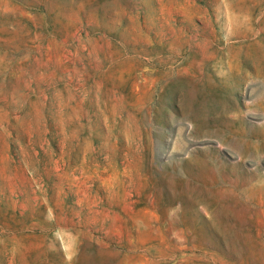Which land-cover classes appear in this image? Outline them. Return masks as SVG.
<instances>
[{"label": "rangeland", "instance_id": "374dc122", "mask_svg": "<svg viewBox=\"0 0 264 264\" xmlns=\"http://www.w3.org/2000/svg\"><path fill=\"white\" fill-rule=\"evenodd\" d=\"M163 2L0 0V264H264V0Z\"/></svg>", "mask_w": 264, "mask_h": 264}, {"label": "bare ground", "instance_id": "6f19581e", "mask_svg": "<svg viewBox=\"0 0 264 264\" xmlns=\"http://www.w3.org/2000/svg\"><path fill=\"white\" fill-rule=\"evenodd\" d=\"M110 1H111V0H110ZM114 1H115V0H114ZM153 1L155 2V9H154V10L156 11L157 14H159V15L162 16L163 14H165V15L168 14V15H169V13H171V12H170V11H171V10H170L171 7H170V8H169V7H166L165 4H164V2H163V0H153ZM108 2H109V1H108ZM177 2H178V1H177ZM189 2H190V1H189ZM189 2H188V4H189ZM180 3H181V2H180ZM112 4H113V3H112ZM114 4H115V3H114ZM191 4H192V3H191ZM191 4H190V5H191ZM204 4H205V3H204ZM242 4H243V3H242ZM117 5H118V4H117ZM247 5H248V3H247ZM112 6H113V5H112ZM114 6H115V5H114ZM182 6H183V5H182ZM251 6H252V5H251ZM94 7H96V6L94 5ZM94 7H93V8H94ZM206 7H207V6H206ZM115 8H116V7H115ZM171 9H172V8H171ZM195 9H196V8H195ZM176 10H177V9H176ZM125 12H126V11H125ZM172 12H174V11H172ZM181 12H182V11H181ZM181 12H179V13H181ZM183 12H184V11H183ZM131 14H132V13H131ZM131 14H130V15H131ZM146 14H147V13H146ZM149 14H150V13H149ZM176 14H177V13H176ZM181 14H182V13H181ZM139 15H140V14H139ZM261 15H262V14H261ZM126 16H127V15H126ZM135 16H136V15H135ZM131 17H132V16H131ZM138 17H139V16H138ZM150 17H151V16H150ZM134 18H135V17H134ZM132 19H133V18H132ZM139 19H140V18H139ZM175 19H176V18H175ZM153 20H154V19H153ZM187 20H188V19H187ZM136 21H137V20H136ZM136 21H135V23H138V22H136ZM198 21H199V19H198ZM214 21H215V20H214ZM124 22H125V21H124ZM162 22H163V21H162ZM199 22H200V21H199ZM121 23H122V22H121ZM121 23H120V24H121ZM174 23H175V22H174ZM214 23H215V22H214ZM153 24H154V23H153ZM159 24H160V23H159ZM167 24H168V23H167ZM135 25L138 26V24H135ZM168 25H169V24H168ZM242 25H243V24H242ZM181 26H182V25H181ZM134 27H135V26H134ZM160 27H161V26H160ZM178 27H180V26H178ZM212 27H213V25H212ZM214 27H215V26H214ZM121 28H122V27H121ZM161 28H162V27H161ZM240 28H241V26H240ZM116 29H117V27H116ZM116 29H115V30H116ZM136 29H137V28H136ZM136 29L133 28L134 31H136ZM169 29H170V28H169ZM184 29H185V28H184ZM243 29H244V28H243ZM141 30H142V29H141ZM141 30H140L139 32H141ZM176 30H177V29H176ZM191 30H192V29H191ZM204 30H205V29H203L202 31H204ZM246 30H248V29H246ZM257 30H258V29H257ZM137 31H138V29H137ZM160 31H161V33H162V30H160ZM160 31H159V32H160ZM165 31H168V30H165ZM180 31H181V30H180ZM183 31H184V30H183ZM193 31H194V30H193ZM114 32H115V31H114ZM118 32H119V31H118ZM142 32H143V31H142ZM177 32H178V31H177ZM186 32H187V31H186ZM196 32H197V31H196ZM210 32H211V31H210ZM218 32H219V31H218ZM256 32H257V31H256ZM145 33H147V32H145ZM205 33H206V32H205ZM246 33H247V32H246ZM140 34H141V33H140ZM152 34H153V33H152ZM155 34H156V33H155ZM183 34H184V32H183ZM187 34H188V33H187ZM197 34H198V33H197ZM115 35H116V33H115ZM146 35H147V34H146ZM149 35H150V34H149ZM149 35H147V36H149ZM181 35H182V34H181ZM189 35H190V34H189ZM192 35H193V34H192ZM211 35H213V34H211ZM211 35H210V36H211ZM219 35H220V34H219ZM262 35H263V34H262ZM105 36H106V35H105ZM130 36H131V35H130ZM183 36H184V35H183ZM186 36H187V35H186ZM194 36H195V35H194ZM205 36H206V34H205ZM210 36H209V37H210ZM97 37H98V36H97ZM134 37H135V35H134ZM187 37L189 38V36H187ZM198 37H199V36H198ZM203 37H204V36H203ZM259 37H260V35H259ZM120 38H121V37H120ZM130 38H131V37H130ZM138 38H139V37H138ZM173 38H174V37H173ZM173 38H172V39H173ZM206 38H207V37H206ZM206 38H205V39H206ZM220 38H221V37H220ZM94 39H95V38H94ZM98 39H99V38H98ZM127 39H128V38H127ZM143 39H147V38H143ZM191 39H192V37H191ZM201 39H202V38H201ZM203 39H204V38H203ZM212 39H213V38H212ZM236 39H238V38H236ZM123 40H124V39H123ZM209 40H210V39H209ZM209 40H208V41H209ZM239 40H240V39H239ZM239 40H238V41H239ZM126 41H127V40H126ZM126 41H123V42H126ZM140 41H141V39H140ZM166 41H167V40H166ZM170 41H172V40L170 39ZM173 41H174V40H173ZM187 41H188V40H187ZM195 41H196V40H195ZM210 41H211V40H210ZM212 41H213V40H212ZM255 41H256V40H255ZM127 42H129V41H127ZM154 42H155V41H154ZM182 42H184V40H183ZM189 42H190V41H189ZM256 42L258 43V41H256ZM94 43H95V41H94ZM146 43H147V42H146ZM172 43H173V42H172ZM184 43H185V42H184ZM199 43H200V42H199ZM199 43H198V44H199ZM214 43H215V42H214ZM251 43H254V42L252 41ZM251 43H250V44H251ZM263 43H264V42H263ZM263 43H261V44H263ZM192 44H193V43H192ZM240 44H241V43H240ZM240 44H239V45H240ZM247 44H248V43H247ZM254 44H255V43H254ZM259 44H260V41H259ZM92 45H93V44H92ZM92 45H91V46H92ZM182 45L184 46L185 44L182 43L181 46H182ZM193 45H195V44H193ZM248 45H249V44H248ZM256 45H257V44H256ZM91 46H90V47H91ZM95 46H96V45H95ZM178 46H179V45H178ZM196 46H197V45H196ZM196 46H195V47H196ZM199 46H200V44H199ZM202 46H203V45H202ZM202 46H201V47H202ZM221 46H222V45H221ZM235 46H236V44H235ZM93 47H94V45H93ZM99 47H100V46H99ZM175 47H176V46H175ZM192 47H193V46H192ZM253 47H254V45H253ZM95 48H96V47H95ZM205 48H206V47H205ZM249 48L251 49V47H249ZM194 49H195V48H194ZM215 49H216V48H215ZM92 50H93V49H92ZM192 50H193V49H192ZM258 50H259V49H258ZM94 51H95V50H94ZM98 51H99V49H98ZM196 51H197V50H196ZM201 51H202V49H201ZM231 51H232V50H231ZM235 51H236V50H235ZM251 51H253V50H251ZM90 52H91V51H90ZM199 52H200V51H199ZM207 52H208V50H207ZM238 52H239V51H238ZM238 52H237V53H238ZM249 52H250V51H249ZM212 53H213V52H212ZM232 53H233V52H232ZM232 53H231V55H233ZM253 53H254V52H253ZM95 54H96V53H95ZM208 54H209V53H208ZM234 54H235V53H234ZM213 55H214V54H213ZM213 55H212V56H213ZM251 55H252V54H251ZM253 55H254V54H253ZM259 55H260V54H259ZM261 55H262V54H261ZM263 55H264V54H263ZM192 56H193V55H192ZM205 56H206V55H205ZM209 56H210V54H209ZM212 56H211V57H212ZM253 57H255V55H254ZM253 57L251 56V58H253ZM203 58H204V56H203ZM205 58H206V57H205ZM205 58H204V59H205ZM207 58H208V55H207ZM214 58H215V57H214ZM204 59H203V60H204ZM211 59H212V58H211ZM243 59L245 60V57H244ZM253 59H254V61H256L255 58H253ZM209 60H210V59H209ZM230 60H231V59H230ZM205 61H206V60H205ZM202 62H204V61H202ZM235 62H236V61H235ZM199 64H200V63H199ZM233 64H234V63H233ZM201 65H202V64H201ZM201 65H200V67H202ZM203 66H204V65H203ZM228 66H229V65H228ZM234 66H235V65H234ZM244 68H245V67H244ZM200 69H201V68H200ZM202 70H203V68H202ZM233 70H234V69H233ZM202 73H203V72H202ZM244 73H245V72H244ZM260 73H261V72H260ZM176 76H177V75H176ZM177 82H179V81H177ZM190 84H191V83H190ZM189 87H192V86H189ZM188 89H190V88H188ZM252 90H253V89H252ZM248 95H249V93H248ZM249 100H250V99H249ZM263 102H264V101H263ZM114 103H115V102H114ZM260 106H261V105H259V107H260ZM254 107H255V106H254ZM254 109H255V108H254ZM263 112H264V111H263ZM240 117H241V116H240ZM239 120H240V118H239ZM129 121H130V120H129ZM132 121H133V120H132ZM131 123H132V122L130 121V124H131ZM128 124H129V123H128ZM134 124H135V123H134ZM256 124H257V123H256ZM241 125H242V122H241ZM131 126H134V125H131ZM134 127H135V126H134ZM127 128H128V127H127ZM133 129H135V128H133ZM128 131H129V129H128ZM121 132H122V131H121ZM129 132H130V131H129ZM129 134H130V133H129ZM131 135H132V134H131ZM235 135H236V134H235ZM233 136H234V135H233ZM129 139H130V138H129ZM134 139H135V138H134ZM230 139H232V138H230ZM230 139H229V140H230ZM233 139H234V138H233ZM126 141H127V140H126ZM129 141H130V140H129ZM259 143H260V142H259Z\"/></svg>", "mask_w": 264, "mask_h": 264}]
</instances>
